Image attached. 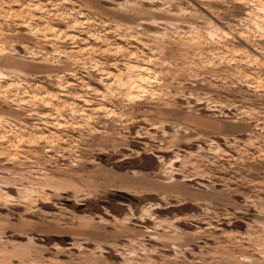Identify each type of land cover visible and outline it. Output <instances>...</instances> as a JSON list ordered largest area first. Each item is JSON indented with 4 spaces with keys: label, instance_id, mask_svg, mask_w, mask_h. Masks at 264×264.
Returning <instances> with one entry per match:
<instances>
[{
    "label": "rangeland",
    "instance_id": "rangeland-1",
    "mask_svg": "<svg viewBox=\"0 0 264 264\" xmlns=\"http://www.w3.org/2000/svg\"><path fill=\"white\" fill-rule=\"evenodd\" d=\"M0 264H264V0H0Z\"/></svg>",
    "mask_w": 264,
    "mask_h": 264
}]
</instances>
